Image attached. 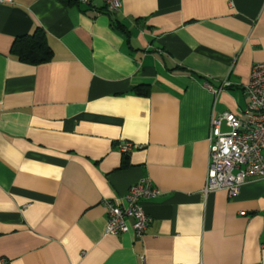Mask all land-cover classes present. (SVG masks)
Returning <instances> with one entry per match:
<instances>
[{"label": "crops", "instance_id": "crops-1", "mask_svg": "<svg viewBox=\"0 0 264 264\" xmlns=\"http://www.w3.org/2000/svg\"><path fill=\"white\" fill-rule=\"evenodd\" d=\"M262 62L264 0L0 3V264H264V180L202 191L211 120L245 118ZM142 178L145 233H107Z\"/></svg>", "mask_w": 264, "mask_h": 264}, {"label": "built area", "instance_id": "built-area-1", "mask_svg": "<svg viewBox=\"0 0 264 264\" xmlns=\"http://www.w3.org/2000/svg\"><path fill=\"white\" fill-rule=\"evenodd\" d=\"M6 1L0 0V3ZM104 2L114 13L121 7V0ZM244 90L248 98L243 110L244 119L224 112L211 120L207 174L202 190L204 195L219 189L235 195L248 180H264V62L252 65ZM222 124L227 127L226 130H222ZM131 147L130 143L119 146L122 152H127ZM159 193L149 178H142L127 189L123 196L124 206L104 200L105 231L117 234L131 227L136 236H142L152 221L142 201Z\"/></svg>", "mask_w": 264, "mask_h": 264}, {"label": "trees", "instance_id": "trees-1", "mask_svg": "<svg viewBox=\"0 0 264 264\" xmlns=\"http://www.w3.org/2000/svg\"><path fill=\"white\" fill-rule=\"evenodd\" d=\"M65 1V0H61ZM66 1H78V0H66ZM31 38L20 43L15 44V49L20 51L24 50L25 55L32 62L47 60L50 57V51L45 44L44 35L41 30L36 29L35 34L30 36ZM136 93L148 94L149 87L147 85L136 86Z\"/></svg>", "mask_w": 264, "mask_h": 264}]
</instances>
